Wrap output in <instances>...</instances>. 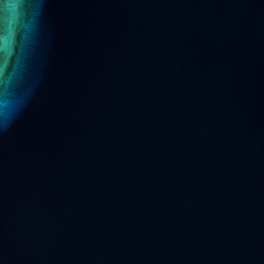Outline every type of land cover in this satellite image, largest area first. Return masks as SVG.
Masks as SVG:
<instances>
[{"label": "water", "instance_id": "95a60500", "mask_svg": "<svg viewBox=\"0 0 264 264\" xmlns=\"http://www.w3.org/2000/svg\"><path fill=\"white\" fill-rule=\"evenodd\" d=\"M5 35L0 264H264V0H0Z\"/></svg>", "mask_w": 264, "mask_h": 264}, {"label": "clouds", "instance_id": "9594fccd", "mask_svg": "<svg viewBox=\"0 0 264 264\" xmlns=\"http://www.w3.org/2000/svg\"><path fill=\"white\" fill-rule=\"evenodd\" d=\"M6 36H7V40H6ZM10 44H11V41H10L9 35H5L3 39L2 48H0V50L4 51L5 53H8L10 49Z\"/></svg>", "mask_w": 264, "mask_h": 264}]
</instances>
